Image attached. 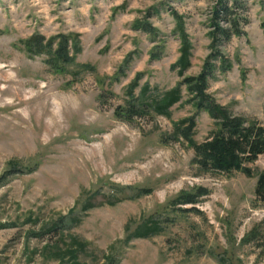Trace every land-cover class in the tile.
I'll return each mask as SVG.
<instances>
[{"label": "rangeland", "instance_id": "374dc122", "mask_svg": "<svg viewBox=\"0 0 264 264\" xmlns=\"http://www.w3.org/2000/svg\"><path fill=\"white\" fill-rule=\"evenodd\" d=\"M244 1V34L220 45L230 68L214 71L207 92L264 126V0ZM214 2L0 0V264H264V205L254 195L264 154L246 164L250 176L201 172L176 125L194 116L196 142L215 126L185 85L167 115L115 114L181 80L170 67L180 47L172 11L190 43L183 75L199 74ZM144 18L156 35L133 28ZM59 33L70 36L62 72L51 53L22 43ZM198 186L208 193L195 204L173 203Z\"/></svg>", "mask_w": 264, "mask_h": 264}, {"label": "trees", "instance_id": "16d2710c", "mask_svg": "<svg viewBox=\"0 0 264 264\" xmlns=\"http://www.w3.org/2000/svg\"><path fill=\"white\" fill-rule=\"evenodd\" d=\"M245 10L244 0H215L208 18L210 29L207 35L210 39V52L196 76L183 75L185 69L190 65V43L183 27L182 16L176 11H172V16L176 21V32L180 38V47L179 56L170 67L176 69L181 80L175 87L166 91L160 100L144 102L142 101L143 97L138 101L133 97L124 106L115 108L116 116L126 120L143 116L150 110L167 115L168 109L181 97L179 86L185 85L189 94V103L196 110L205 111L214 121L215 126L208 137L203 141L196 142L192 138V130L195 125L194 116L187 117L176 125L175 137H182L193 149V162L197 164L201 172L231 173L241 171L250 176L252 170L246 164L253 162L258 155L264 154V126L254 118L232 113L228 108L217 103L207 92L208 78L214 71L225 72L230 68V62L222 52L220 45L229 41L232 36L244 34L243 24L247 21ZM133 28L156 35V30L146 18L135 20ZM261 28L264 32V19L261 22ZM69 40L70 36L63 33L51 36L48 40L34 34L23 40L22 43L29 52L51 53L50 64L56 71L62 72L65 69L59 63L67 64L71 61ZM155 50L156 47L150 52L151 58H159L160 52H155ZM136 85L137 76L131 82L129 90ZM144 87L143 89H146L147 86ZM147 191L149 190H141L138 194L147 193ZM207 193L208 190L205 187L198 186L193 192L182 193L173 203L195 204L200 197ZM254 195L256 200L264 205V171H260L256 175ZM155 231H157V227L156 224H153L150 227L141 228L137 235L147 236ZM57 253L59 251L56 252V255Z\"/></svg>", "mask_w": 264, "mask_h": 264}]
</instances>
